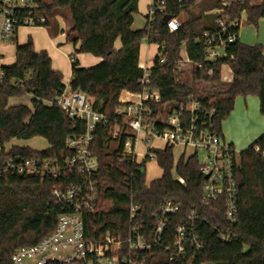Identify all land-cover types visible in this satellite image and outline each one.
<instances>
[{
	"label": "trees",
	"instance_id": "obj_1",
	"mask_svg": "<svg viewBox=\"0 0 264 264\" xmlns=\"http://www.w3.org/2000/svg\"><path fill=\"white\" fill-rule=\"evenodd\" d=\"M49 17L45 27L57 32L52 21L66 10L70 13L71 27L67 40L79 43L77 52L90 53L103 58L93 66L84 68L72 59L73 75L70 88L85 93L94 108L114 117L122 105L124 90L141 91L144 70L140 67L141 42L162 44L166 47L165 61L157 56L151 67V86L160 90L163 103L187 102L191 97L201 103L199 123L223 136L222 124L235 108L238 97L255 96L264 115V47L248 45L238 39L227 49L228 56L214 62L206 61V31L216 27L217 17H240L245 11L249 24L258 26L264 18V0H235L222 14L210 13L221 6L220 0H164L163 11L143 29H133L134 15L140 0H39ZM198 9L197 12H192ZM186 14L182 26L169 32L166 15L180 18ZM120 47H117V41ZM185 43L187 53L203 69L195 68L193 76H182L177 69ZM230 66L233 81L223 84L222 67ZM5 81L0 84V166L16 156L32 158L54 156L66 152V139L84 129L83 122H75L57 106L47 105L67 85L63 75L52 67L46 51L37 52L33 40L18 45L16 61L1 66ZM210 69L214 72L208 75ZM29 77V78H28ZM17 79L27 80L24 87L16 88ZM203 83L211 85L203 88ZM25 94L33 95L32 105H11V99ZM112 125H100L95 132L92 152L98 159L100 201L104 210L91 219L94 236L116 231L121 238L128 235L131 200L141 207L143 218L152 219L154 212L167 200L181 205L180 213L168 225L169 242H173L179 223L192 208L198 210L204 222L200 225L204 249L190 264H264V156L255 151L264 149V134L249 148L239 153L236 179L238 184V219L232 227L236 235L229 243L218 239L214 226L228 227L222 202L204 207L200 198L204 177L199 170L200 158L182 155L176 165L181 183L172 175L174 148L153 149L163 170L162 176L152 182L146 180L144 165H129L118 161L110 136ZM48 140L47 150L5 144L14 138ZM55 180L23 177L13 173H0V264H13L14 253L39 243L55 230L62 209L52 197ZM171 252L157 249L146 256L150 264H179L171 261ZM59 264V263H53ZM77 264V263H72ZM187 264V263H184Z\"/></svg>",
	"mask_w": 264,
	"mask_h": 264
},
{
	"label": "built area",
	"instance_id": "obj_2",
	"mask_svg": "<svg viewBox=\"0 0 264 264\" xmlns=\"http://www.w3.org/2000/svg\"><path fill=\"white\" fill-rule=\"evenodd\" d=\"M220 1L221 6L210 13L222 14L235 0ZM164 4V0H151L149 21L152 22L157 12L163 11ZM244 20L247 21L245 11L240 13V17L216 18V27L203 34L207 62L228 56L227 49L239 39ZM48 21L39 0H0V44L9 41L23 26H44ZM166 23L169 32H175L182 26L178 17H171ZM156 45L157 56L163 63L166 47ZM150 63L147 58L144 66H140L144 70L142 90H124L127 96L123 100L124 92L121 93L122 105L114 117L95 109L89 96L70 87L53 100L45 101L47 105L62 109L73 121L83 122L82 132L67 137L63 154L32 158L16 156L0 166V173L55 180L52 197L62 209L55 230L39 243L18 249L12 257L13 264H150L146 256L157 249L170 251L172 262L190 264L204 249L199 233L204 219L199 217L196 208H192L186 219L177 225L173 242L168 241V225L181 211V205L172 200L164 202L152 219L143 218L141 207L131 200L130 226L125 238L116 231L93 237L91 219L104 210L96 180L98 159L92 152L95 132L100 125H112L110 136L115 150H119L123 143L118 161L144 165L145 173L147 164L152 157L155 158L154 148L150 145L154 139H160L173 148L191 149L193 154H197L199 170L204 177L200 204L207 207L222 202L228 227L214 226V229L223 243L235 239L232 227L238 219L237 150L222 135L199 123L198 114L202 107L196 98L191 97L187 102L163 103L160 90L151 86ZM203 66V63L190 59L184 43L177 63L178 71L188 72L192 77L194 69L201 70ZM213 72L210 69L208 75ZM4 81L5 71L0 66V84ZM26 81L17 79L13 86L22 88ZM255 151L264 156V149L260 146H256ZM177 178L184 183L182 178Z\"/></svg>",
	"mask_w": 264,
	"mask_h": 264
},
{
	"label": "crops",
	"instance_id": "obj_3",
	"mask_svg": "<svg viewBox=\"0 0 264 264\" xmlns=\"http://www.w3.org/2000/svg\"><path fill=\"white\" fill-rule=\"evenodd\" d=\"M65 12L70 17L69 11L66 10ZM58 16L52 23L53 28L57 29V32L54 34L51 33V30L48 27H34L25 30L23 28L24 31L21 35L18 30V32L9 41L1 43L0 66H8V61H11L9 63L13 64L16 61L18 45L27 44L30 38L33 40L34 48L37 52L46 51L49 54L52 60L53 69L62 73L63 83L67 85V87H70L73 75V58L78 59L80 66L84 68L93 67L99 64L103 58L92 54L90 55V53H77L80 47V42L77 44L69 42L66 35L67 31H65L67 28L69 30L71 22L66 26L62 19L59 21V18L61 17ZM239 39L241 41L240 36ZM118 42L119 40L117 41V47H120L118 46ZM253 44L254 43L251 45ZM259 44H262L264 47V42H259ZM75 53H77L76 56L72 57ZM141 57L142 55L140 53L139 65L143 67L147 59L144 61L141 60ZM222 80L223 84L226 85H229L233 81V72L229 65L223 66ZM125 96H127L126 92H124L122 98L125 99ZM30 97L32 101L33 95H30ZM16 98L18 97L12 98L11 101L18 100ZM18 104L23 103L19 101L11 102V105ZM27 105L31 106L29 104ZM224 123L223 137L225 140L230 142L234 147H236L235 144H238L242 147V150L252 146L264 134V116L260 111L259 98L255 96L238 97L236 99L234 110L231 112L229 118L223 122V124Z\"/></svg>",
	"mask_w": 264,
	"mask_h": 264
},
{
	"label": "rangeland",
	"instance_id": "obj_4",
	"mask_svg": "<svg viewBox=\"0 0 264 264\" xmlns=\"http://www.w3.org/2000/svg\"><path fill=\"white\" fill-rule=\"evenodd\" d=\"M45 1L48 3H51L52 0H45ZM150 4H151V0H140L139 10L134 15L133 29L139 30V29H143L146 26L147 16L149 15ZM197 11H198V9L193 10L192 12H197ZM58 17H61V18H59V21H60V19H62V21L65 23L66 26L69 25V23L71 22V18L66 14V12H63ZM186 17H187L186 14H182V16L180 17V21L181 22L185 21ZM53 22L54 21H52V23ZM34 27L37 28V27H45V26H23V27L19 28V33L21 35L25 29L34 28ZM23 28H24V30H23ZM65 31H68V28ZM239 36H240L241 41L243 43L249 44V45H251L252 43L257 44V42H258V44H259V42H264V18L259 20L258 26H255L253 24H249L248 21L246 22V20H244V22L240 28V31H239ZM120 45H121V43L119 41L118 46H120ZM77 53H79V52H77ZM77 53L72 55V57L76 56ZM157 54H158V47L156 44L149 43L147 39L142 40V42H141V55H142L141 60L145 61L147 58H149L151 60V63L149 64V66H151L153 63V60L157 56ZM92 57H95V56H92ZM9 62H11V61H8L7 65L11 64ZM225 70H226V68H225ZM180 73L182 74V76H190V74L188 72H180ZM210 87H211L210 84L203 83V88H210ZM30 95L31 94H25L21 97L16 98L18 100H12L11 102L19 101L25 105H27V104L32 105ZM223 125L225 126V123L222 124V129H223ZM150 145L154 149H164L166 147V143L160 139H154L150 143ZM14 146L30 147L34 150H39V151L40 150H47L50 147L48 140L43 138V137H34L32 139H29V140L14 138L5 144V149L10 150ZM235 146H236L235 148L237 150V153L239 155V153L242 151V147H240L238 144H235ZM192 154H193V151L191 149H184L182 146H175L174 147V168L172 169V175L175 179H177V177H178V175L176 173V165L178 164V161L180 160L181 156L185 155V157L187 158L188 156H190ZM162 173H163V170L160 167L158 161L156 160V158L152 157L150 162L147 164L146 180L148 182H152L153 180L160 178L162 176Z\"/></svg>",
	"mask_w": 264,
	"mask_h": 264
},
{
	"label": "water",
	"instance_id": "obj_5",
	"mask_svg": "<svg viewBox=\"0 0 264 264\" xmlns=\"http://www.w3.org/2000/svg\"><path fill=\"white\" fill-rule=\"evenodd\" d=\"M170 18H171V16H170V15H166V16H165V18H164L165 22L169 21V20H170Z\"/></svg>",
	"mask_w": 264,
	"mask_h": 264
},
{
	"label": "bare ground",
	"instance_id": "obj_6",
	"mask_svg": "<svg viewBox=\"0 0 264 264\" xmlns=\"http://www.w3.org/2000/svg\"><path fill=\"white\" fill-rule=\"evenodd\" d=\"M123 99V98H122ZM123 100H125V99H123Z\"/></svg>",
	"mask_w": 264,
	"mask_h": 264
}]
</instances>
